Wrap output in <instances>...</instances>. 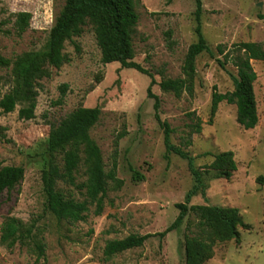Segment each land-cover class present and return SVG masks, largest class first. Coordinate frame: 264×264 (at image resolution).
Here are the masks:
<instances>
[{"label": "rangeland", "instance_id": "obj_1", "mask_svg": "<svg viewBox=\"0 0 264 264\" xmlns=\"http://www.w3.org/2000/svg\"><path fill=\"white\" fill-rule=\"evenodd\" d=\"M65 0H0V55L14 59L45 44ZM202 31L209 51L196 60L194 96L177 98L163 92L159 83L182 77L189 47L197 42L196 0H140L139 22L133 35L134 61L154 75L152 93L161 100L160 117L169 123L171 141L194 158L203 189L191 205L237 208L242 218L239 241L218 243L205 264H264V62H253L258 75L254 91L259 123L246 130L237 122L236 106L222 102L212 114L213 94L234 89L236 68L225 62V54L240 42L264 44V0H202ZM32 15L30 27L18 36L16 15ZM169 32L171 36L169 37ZM78 46V49L76 48ZM221 46L224 54H219ZM70 61L51 77L39 81L36 118L22 120L19 107L12 113L0 108L1 167L23 166L25 178L0 197V226L14 216L36 224L46 253L38 258L31 247L9 249L0 243V264H186L185 235L188 222L164 239L153 237L141 248L111 259L104 255L110 240L132 234H159L177 219V204L185 203L196 185L188 160L164 145V131L155 118L153 98L148 96L151 78L119 63L104 64L92 27L66 44ZM225 63L224 66L221 63ZM12 85L11 70L0 67V101ZM78 107L102 111L91 136L102 151L106 170L117 161L121 189L110 183L104 210L95 214L91 205L86 219L77 223L58 221L46 210L42 171L49 162L48 140L53 125ZM201 123V133L192 126ZM231 151L237 171L227 180L205 172L214 156ZM133 171L145 176L134 181ZM81 168L78 183L86 181ZM59 187L79 201L85 191L63 183Z\"/></svg>", "mask_w": 264, "mask_h": 264}, {"label": "trees", "instance_id": "obj_2", "mask_svg": "<svg viewBox=\"0 0 264 264\" xmlns=\"http://www.w3.org/2000/svg\"><path fill=\"white\" fill-rule=\"evenodd\" d=\"M140 0H65L64 6L50 29L46 44L37 51L24 52L14 59L0 55V67L11 70L12 85L0 101L4 113H12L19 107V118L33 120L36 118L39 81L51 77V69H60L70 61L66 53V44L81 37L87 26H91L101 52L104 64L119 63L124 69H135L151 78L147 90L149 98L155 100V118L164 131V145L167 154L174 153L188 160L196 185L186 197V202L177 204L179 215L175 222L159 234H132L123 239L107 242L104 255L107 259L129 250L141 248L153 238L164 239L172 231L178 230L187 217L194 216L196 223L188 222L187 229L191 233L185 235L186 264H205L214 256V248L218 243L239 241L242 218L239 209L210 205H191L192 197L202 191L201 173L194 166V158L181 147L171 141L173 130L168 122L160 117L161 100L152 93L157 85L154 75L134 61L135 49L133 35L139 22L137 7ZM202 0H196V35L186 54L182 66V77L164 78L158 84L166 93L181 98L184 94L194 96L196 81V60L204 52L209 51L202 31ZM15 30L22 36L30 27L32 15L21 12L16 15ZM171 32H169V37ZM78 49V46H76ZM219 54H224L221 46ZM232 62L236 68L233 75L234 89L220 94L214 92L212 114L218 105L227 102L236 106L237 122L246 130L254 129L259 123V113L255 96V83L258 75L253 62H264V44L240 42L235 50L225 54V62ZM220 62V61H219ZM221 63V62H220ZM225 63H221L224 66ZM99 107H78L53 125L49 132V162L42 171L43 191L46 194V210L58 221L77 223L84 221L91 205H95V214L101 215L104 210V198L110 189L119 190L124 182L117 176V161L112 168L106 170L102 151L91 136L92 129L101 117ZM201 123L192 126V134L201 133ZM1 166V162H0ZM81 168L85 169L86 181L78 183ZM207 173L229 180L237 171V163L231 151L221 152L214 156V161L204 167ZM23 166H5L0 168V197L4 192L16 189L25 178ZM134 181H142L145 176L133 171ZM84 190L85 200L79 201L59 187V184ZM257 183L264 185V177ZM40 230L36 224L25 223L14 216L5 217L0 226V243L9 249L17 245L31 247L40 259L45 256V244L39 239Z\"/></svg>", "mask_w": 264, "mask_h": 264}]
</instances>
